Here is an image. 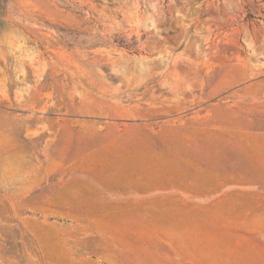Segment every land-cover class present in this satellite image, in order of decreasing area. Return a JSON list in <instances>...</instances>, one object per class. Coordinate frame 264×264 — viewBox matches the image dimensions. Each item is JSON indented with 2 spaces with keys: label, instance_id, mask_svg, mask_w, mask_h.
I'll list each match as a JSON object with an SVG mask.
<instances>
[{
  "label": "rangeland",
  "instance_id": "obj_1",
  "mask_svg": "<svg viewBox=\"0 0 264 264\" xmlns=\"http://www.w3.org/2000/svg\"><path fill=\"white\" fill-rule=\"evenodd\" d=\"M4 2L0 264H224L184 228H264V191L191 200L171 149L264 59V0Z\"/></svg>",
  "mask_w": 264,
  "mask_h": 264
},
{
  "label": "crops",
  "instance_id": "obj_2",
  "mask_svg": "<svg viewBox=\"0 0 264 264\" xmlns=\"http://www.w3.org/2000/svg\"><path fill=\"white\" fill-rule=\"evenodd\" d=\"M250 53L264 57L262 50ZM252 62L249 78L238 83L239 96L224 106V113H216L214 123L206 115L199 127L192 129L187 145L171 147L174 152L185 153L188 161L185 183L177 190L191 200L208 201L212 195L224 193L221 186L235 187L228 194L264 191V59ZM52 143L58 149L66 145L60 128ZM184 231L202 234V242L210 250L222 244L226 249H239L224 254V264H264V228H184ZM214 255L220 258L218 254L210 256ZM234 257L252 261H233Z\"/></svg>",
  "mask_w": 264,
  "mask_h": 264
},
{
  "label": "trees",
  "instance_id": "obj_3",
  "mask_svg": "<svg viewBox=\"0 0 264 264\" xmlns=\"http://www.w3.org/2000/svg\"><path fill=\"white\" fill-rule=\"evenodd\" d=\"M5 2H4V0H0V17H1V15H2V12L4 13V11H5Z\"/></svg>",
  "mask_w": 264,
  "mask_h": 264
}]
</instances>
